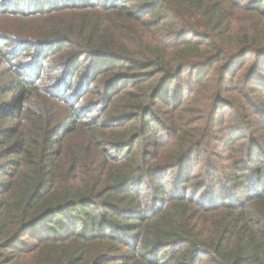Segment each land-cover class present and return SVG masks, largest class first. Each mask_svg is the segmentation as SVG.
Returning <instances> with one entry per match:
<instances>
[{"label":"trees","instance_id":"trees-1","mask_svg":"<svg viewBox=\"0 0 264 264\" xmlns=\"http://www.w3.org/2000/svg\"><path fill=\"white\" fill-rule=\"evenodd\" d=\"M0 264H264V0H0Z\"/></svg>","mask_w":264,"mask_h":264},{"label":"rangeland","instance_id":"rangeland-1","mask_svg":"<svg viewBox=\"0 0 264 264\" xmlns=\"http://www.w3.org/2000/svg\"><path fill=\"white\" fill-rule=\"evenodd\" d=\"M187 37L188 38H193L194 36L193 35H188ZM184 76H186V75H184ZM185 84H189V83H185ZM187 88H188V86H185L184 87V90H183L184 93L182 95L183 98L180 99L181 102H182V104H185L188 101V99L191 98V96L196 95L197 94V91H198L197 88L193 92H191V90L190 91H185ZM226 112H229V109L222 110L221 113H220V118L223 117ZM171 176H172V173L171 172L168 173V175L164 177V179L162 180V182L169 183V181L171 180ZM145 188H146L145 186L142 187V189H145ZM204 192H205V190H203V192L201 194H203ZM224 193H225V191H222L221 184H218V190H216V192L214 194H224ZM28 240L29 239H27V241Z\"/></svg>","mask_w":264,"mask_h":264}]
</instances>
